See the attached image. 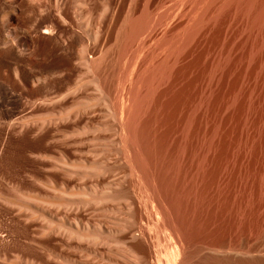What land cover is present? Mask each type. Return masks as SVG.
<instances>
[{
	"label": "rangeland",
	"instance_id": "374dc122",
	"mask_svg": "<svg viewBox=\"0 0 264 264\" xmlns=\"http://www.w3.org/2000/svg\"><path fill=\"white\" fill-rule=\"evenodd\" d=\"M94 2L93 13H95L93 15L95 16H93L91 29L101 38V41L97 37L96 41L98 40L99 44L95 42L93 54H96L97 51L99 57L105 56L103 53L107 50V63L104 61L105 57L100 59L99 63L101 65L103 62L102 66L104 64L105 66L99 67L100 65L97 64L99 57L96 54L98 59L93 56V59L96 60L93 62L96 65L93 63L95 68L92 66L93 70L91 69L90 74H85L80 66L74 73L68 75L65 73V67L54 69L50 73H35L29 80L27 90L23 92L25 95L21 96L24 100L20 98L18 104L20 107L18 112L16 111L17 116L20 113L25 116L29 111L33 112L46 106L62 107L69 112L86 109L84 115L80 116V120L76 121L79 123L75 126L76 128L68 126L69 128L63 127V130H60L62 127L55 129L56 127L49 126L36 129L31 124L33 119L26 122L24 128H20L18 125L13 128L8 123L0 122V264H115V256L107 251V248L113 251L110 243L109 248L108 243L94 245L85 242L86 245L82 241H66L65 236L50 229L56 225H63L66 229L84 231V234L93 237L100 235H102L101 238L117 237L116 228L118 229L126 218L125 216L129 215V212L127 214V210H125L129 199L118 198L119 200H116L114 198L109 200L107 196L112 192L120 191L121 194L124 192V195L129 193L128 190L130 193L134 190L133 192L137 195L133 193L131 197L134 198L135 204L141 205L145 203L147 196L145 189H148V198H150L149 203L146 201L145 204L149 206L152 202L151 205H153L149 208L146 206L150 210L149 218L150 216L154 218L153 214L156 212V216L159 217H155L156 222L161 221L156 223L155 220L152 222V219L151 223L153 224H149L147 227L148 233H151L147 234L146 231L144 233L147 238L143 234L140 235L136 229H133L134 233L131 231L130 234H126L127 236L125 235L126 238H124L127 243L131 245L133 243L136 248L142 245L144 249L141 248V251L143 250L145 253L147 250L145 253L147 255L151 250V261H154V258L156 259L158 256V260L163 262V251L164 255L166 253L165 247L167 249L171 245L177 249L178 244L183 243L180 244L183 253L178 250L180 247L176 250L178 253L180 252V255L175 257L177 264H264V1L261 0L263 4L259 8L262 11V18L258 22H254L250 14L244 15L245 11L242 12V10L235 9L233 11L231 9L232 11H230L229 8H225L227 10H215V12L213 10L214 13H212L210 9L203 26L201 25L200 29L195 30L189 46L178 57L179 59H176L177 62L172 64V69L158 84L157 90H154L152 99L148 100L146 106L137 116L139 120L135 119L132 122L129 132L123 130V133L120 132L121 134L117 130L121 131L122 128L117 123L119 119V122L121 120L125 122L122 119L124 116L122 118L120 116L123 115L124 107H127V104L124 105V102L121 101H129V99L125 94L123 100L120 101V96L125 93L124 90L128 85L131 86V82L127 81V76H130L128 75L130 70L127 68L129 65V69L135 68L130 71V74L142 72L143 67L142 69L141 67L137 68L140 64L139 56L142 57L145 53L137 52V56L133 59L135 63L132 61L133 65L127 61L124 62V57L118 59V56H121L119 55L120 45L126 27L122 30L119 28L122 32L120 33L118 26L123 20L129 22L138 18L139 12L147 2V7L152 8H149L150 11L156 10L158 13L160 9L159 13L161 14L158 13L161 16L158 21V26L161 25V28L158 27L160 31L165 29V22L168 21L166 24H170L169 19L173 16H176L174 20L170 19L173 24H170V29L167 25L166 30L176 31V28L185 20L184 4L182 5L184 0H174V2L172 0H95ZM168 3L172 5L171 8ZM103 5L107 7L105 13ZM161 10L164 12L163 14ZM156 12L153 11L158 20L159 15L157 16ZM131 15L133 19L129 18ZM105 17L107 18L105 19ZM100 20H104L103 23L107 24L103 25V29ZM98 25L104 35L98 29ZM252 25L254 26L252 27ZM96 26L97 28H95ZM23 27L22 24L20 28ZM93 29L98 30V33L103 37L106 36L104 37L106 39L103 40L102 36ZM118 31L119 34H117ZM110 36L112 37L111 41ZM102 42L106 45L104 46ZM115 43H118V48L113 45ZM96 44L103 46L99 47ZM107 44L112 45L111 48L109 47L110 50ZM148 45H150L149 48L155 49L152 47L154 46L152 41ZM102 47L108 49L104 48V52L101 53ZM111 51L114 55L111 54ZM39 54L28 56L31 64L41 62L43 57ZM75 55L77 62H80L77 52ZM111 55L112 57L116 55V57L113 59ZM147 56L144 55L141 58L143 60H140V62L145 61L143 62L145 66L152 64L151 59L147 61L150 58ZM120 58L123 59L122 63ZM114 60L116 63L118 61V65ZM111 63L115 65L116 69H112ZM108 64L112 68L107 69ZM97 65L101 70L96 68ZM117 66L124 67H121L124 70L122 71L120 68V71ZM131 66L134 67L131 68ZM125 67L127 68L125 69ZM95 69L102 72L99 74V71L97 73L95 71L94 73L97 75L92 74ZM107 72L110 75L113 73L116 79L117 72L118 77L124 74L127 83L124 82V77L120 78L122 81L124 79L123 82L115 81L113 74L111 79H107L110 78L109 74H107L108 77L105 76ZM126 73L128 74L126 75ZM85 75H89L91 78ZM0 76V81L9 82L4 75ZM104 76L107 80L104 79ZM62 77L63 80L60 79ZM99 77L101 78L97 79ZM45 78L53 87L47 91L41 85ZM89 79H96V83L101 79L104 83L105 80L107 83L105 89L101 81L102 87H98L100 85L95 82L92 84V80L88 83ZM108 80L110 85H108ZM112 80L115 81L113 84L117 82L116 84L119 83L120 87L124 89L121 90L118 84L120 89L116 86L118 89L114 91L115 86L112 84ZM3 82L0 83L5 84ZM107 85L109 92H107ZM14 87L17 88V85ZM100 88L101 91H98ZM102 89L106 90L105 93ZM110 92H116L117 96ZM81 93V96L87 97L86 104L80 103L83 99L79 96ZM109 93L116 102H109L111 99ZM105 94L107 97H103ZM97 97H101L102 100H98ZM93 98H96L99 103ZM106 103L112 105L118 103L117 106L121 104L123 108L119 107L122 108L120 109L122 113L118 111L119 108L117 109L116 105L112 106L116 107L113 110L111 104L106 106L108 105ZM72 107L73 109H71ZM114 112H120L121 115H115L117 113ZM134 129L136 130L134 131ZM126 135L132 137L131 142H126L130 143L131 149L134 145L133 142L136 141L138 149L135 148L136 145H134V149L138 151L130 149L131 152L133 154L139 152V157L142 158L139 159L143 164L138 160V156L134 155L136 162L137 160L140 162H137L140 164V168H143L141 169L143 184L139 179L141 175L130 173L127 165V168L124 166L127 174L122 173L124 170L118 168L119 166L116 167L119 154L127 153V151L123 153L122 150V145L125 146L126 139L124 137L126 138ZM114 137L115 140H113ZM130 139L128 137V140ZM117 140L120 141L119 145H117L119 141L116 143ZM129 154L130 151L127 155L129 156ZM60 156L70 164L68 165L71 167V174L66 175L56 167V169L51 167L53 161L60 160ZM79 166L80 169L82 166L85 171L79 170ZM92 167H96L95 169L105 167L107 174L96 175L95 169L92 170ZM107 167L110 171L107 170ZM140 187L142 188L140 189ZM65 193L75 201L85 202L84 200L87 201V198L92 200L93 197L97 199L101 197V200L94 204L90 202L91 204L81 207L82 209H64L61 207L62 205L58 204L62 202H60L61 198L66 196ZM91 193L92 195H90ZM140 193L146 196L142 195L143 197H141ZM57 199H60L59 203H57ZM90 200L88 199V201ZM54 202L57 205L53 204ZM22 204H26V206H21ZM49 221L52 225L48 226ZM161 222H167L169 225L166 224L171 226L170 230L166 228L167 225L165 226L167 230L165 233L173 235L178 232L176 237L173 235L178 244L177 241H172L174 244L171 242L173 236L171 238L163 233L164 224H160ZM154 224L162 225L163 229L159 226L160 230H156ZM44 226L48 227L42 231L41 228H45ZM172 230L175 232L170 234L169 231ZM128 235L139 236V238L137 240H135L136 238L129 239ZM168 240H170L169 243ZM76 241L77 243H75ZM171 247H168V252ZM154 249L158 250L157 255H154L156 254ZM172 250L173 248L170 251L171 254ZM178 256L180 261L177 260Z\"/></svg>",
	"mask_w": 264,
	"mask_h": 264
},
{
	"label": "bare ground",
	"instance_id": "6f19581e",
	"mask_svg": "<svg viewBox=\"0 0 264 264\" xmlns=\"http://www.w3.org/2000/svg\"><path fill=\"white\" fill-rule=\"evenodd\" d=\"M94 1L95 0H0V75H2V76L4 75L5 78L9 81L7 83H6V80L5 81L3 80L4 82L0 81V82L5 83V84L0 83V122L1 123H6V124L8 123L10 126H13V128L15 125H18L20 128H24L26 125L25 123L30 122L29 120L33 119L31 121L32 122L31 124L36 129H43V128H47L49 126L56 127L55 129H57L58 127H62V129H60V130H63V127L69 128V127L73 126V129L76 128L75 126H77V124H79L76 121L80 118V116L83 113L86 112L85 111L86 105L83 106L85 110L76 109V110L70 111V112L66 111V109H64L62 107L46 106V107H42L36 111H33V109H32L33 112L29 111L30 113L28 112V114L25 116L20 115L21 114L20 113V114H18L20 117L17 116L16 111L18 112V108L20 107V105L18 106V104L20 103L19 102L20 98H21V96L25 95V94L23 95V92L25 90H27L28 82H29V80L32 79V77L35 75V73H50L54 69L56 70L57 68L65 67V69H66L65 73L68 75L70 73L71 74L74 73V71L78 68V66H80V68L83 70V72L85 74H90L92 66L95 68L94 65H96V64L93 62V60H95V59H93V56L96 57L97 51H96V54H93L95 52L94 51V48H95L94 45H95V42H98V40L96 41L97 37H98V39L100 37L97 34H95L91 29L93 27V26H91L93 19H94L93 16H95V15H93L95 13V12L93 13V11L95 9V6H94L95 2ZM172 1L174 2V0H172ZM263 1L264 0H262V2ZM146 4H147V2H146ZM146 4L144 5V7L139 12L140 15L137 14L138 18H136L134 20H130L129 22L123 20V22L118 26V30H119V28H121V30H122V28H124L126 26L125 27V33H124V36L122 37V40L120 38L121 45H120V54L119 55H121V56H118V59H119V57H121V58L124 57V60L122 59L124 62L127 61L131 64L132 61H134V63H135V60H133V59H135V57L137 56V52H140V53L144 52L145 53V54L143 53L144 55H148L147 58L150 57L148 59L146 58L147 61L149 59L152 60L151 61L152 64L150 63L151 65L148 63L149 66H145L143 64V62H145V61L140 62V60H143L141 58H143L144 55L142 54L143 55L142 57L139 56V63L140 64L138 63L139 67L137 69H140V67L142 69V67H143V70L140 73L133 71L135 73L131 72L132 74H130V71L134 70L135 68L129 69L130 65H129V68L125 67V69L127 68V70H130V71H128L129 74L126 73V75L127 74L130 75V76H127L129 78V80L127 78V81L131 82V86H129V85L127 87L125 86L126 87L124 90L125 93L120 96L121 97L120 101L123 100L122 98L125 94H126V97L130 101V103H128L129 101L126 99L125 100L128 102L121 101L122 103L124 102L123 103L124 105L127 104V107L129 105L128 108L124 107V109L122 110L123 115L120 114V112H121L120 109L123 108L122 105L119 104V106H121L122 108L117 106V104L120 103L119 101H117L118 102L117 104L114 103L113 105L111 103H109V104L106 103V104H108L106 106H109L111 104V107L116 105L117 109L119 108L118 111H120V112L119 113L114 112V113H117L115 115L120 114L121 115V116L119 115L120 118H122V116H124L122 119H124L125 122H122L123 120H121V122H119L120 119L118 120V118L115 116L118 120V123H120V124L117 123V125H120L119 127L122 128L121 131L117 130L118 133H120V132L123 133V130H125L126 132H129V127L132 124V122L135 119L139 120V118L137 116L141 113L144 106H146L148 100L152 99L151 96L155 92L154 90L155 89L157 90L156 87H158V84L161 81H163V79L167 75V72L170 69H172L171 68L173 66L172 64L184 52V50L189 46L195 30H198V28L201 27V25L203 26V22H205V18H206L207 13L210 9L212 10V13H214L215 10H222V9L227 10L225 8H229L230 11H232V10L235 11V9L242 10V12L245 11L244 15L250 14V17L252 16V20L254 22H258L262 18V14H261L262 11L260 10L259 7H262L261 4H263V3H261V0H184L182 5L184 4V9H183L184 12L183 13L185 14V20L178 28H176V31H173V32L166 30V26L168 25V29H170L169 28V26H171L170 24H173V23H171L170 19L174 20V17H176V16H173V18L170 17V19H169L170 24H166L168 22L166 20L167 22H165V24H164V26L166 25L165 29L162 27L163 29H161V31H160V29L158 28L161 26V25L158 26V23H159L158 21L160 20V17H161L159 15V14H161V13H159L160 9H159V11L157 10L159 14L156 12V10H153L157 13V16L159 15V17H158L159 19L157 20L156 16H155L156 14L153 13V11H150L149 10L150 7L148 8ZM168 4L171 8L172 5L170 3H168ZM178 5H180L179 2H178ZM174 7H176V6H174ZM181 8H182V6H181ZM150 9H152V8H150ZM103 10H104V13L107 10V7L104 5H103ZM213 10H214V12H213ZM172 11H174V10H172ZM166 12H167V10H166ZM176 12H178V11H176ZM217 12H219V11H217ZM163 13L164 12L162 11V14ZM210 14H211V11H210ZM107 15H108V13H107ZM212 15H214V14H212ZM133 16H136V15H133ZM131 17H132V15H131ZM131 17L129 16L130 19H133V17L132 18ZM164 17H165V15H164ZM106 18L107 17H105V19ZM180 18H182V17H180ZM164 19H166V18H164ZM104 20H100L101 21L100 23H102V25H101L102 29L104 28L103 25L104 26L107 25V24L105 25V22L103 23ZM94 22H95V20H94ZM108 23H109V21H108ZM163 23H164V21H163ZM22 24L24 25V27L20 28V26ZM95 24H96V22H95ZM253 26L254 25H252V27ZM99 27L100 26L98 25V29H99ZM95 28H97V26ZM121 30H119L120 33H122ZM96 31H95L96 33L99 32L98 30H96ZM101 31L102 30H100V32ZM104 31H105V29H104ZM119 31L117 32V34H119ZM102 34L104 35V32ZM115 34H116V32H115ZM103 35H100V36H102L103 40H105L106 38L104 39V37H106V36L103 37ZM121 35H120V37H121ZM115 36H119V35H115ZM108 37H107V40H108ZM111 39H112V37L110 36V41H111ZM118 40H119V38H118ZM100 41H101V38H100ZM151 41L154 44V46H152V47H155V49L148 47V46H150L148 44H150ZM116 42H117V39H116ZM111 43H113V42H111ZM98 44H99V42H98ZM98 44H96V45L99 46ZM102 44H104V46L106 45L103 42H102ZM102 44L99 47L103 46ZM113 45H115L117 47L118 43H115ZM110 46H112V45H110ZM110 46L108 45L107 47L109 48ZM77 47H80V49H77ZM102 48H101V50H102ZM104 48H103V51L101 53H103L105 49H108V48H105V49ZM110 48H109V50H110ZM158 49H159V51H157ZM113 51L115 52V50H113ZM75 52L78 53V55L80 57V62H77ZM37 53L38 54L40 53L39 55H41L43 57V59L41 60V62L39 64H35L36 62L34 64H31L30 63L31 61L28 60V56L29 55H36ZM106 53H108L107 50L105 53H103V55L105 54V56H100V57L97 54V56L99 57V59L96 57L99 61L97 64H99L100 61L102 60V58H104V57H105L104 61H106ZM111 54H112V51H111ZM108 55H110V54H108ZM112 55H114V54H112ZM112 55H111V57H112ZM116 55H117V53H116ZM116 55H115V57H116ZM38 58H40V57H38ZM121 58H120V60H121ZM122 60H121V63L123 62ZM109 62H112V61H109ZM114 62H115V60H114ZM127 62H126V64H127ZM137 62H138V60H137ZM93 63H94V65H93ZM105 63H107V61ZM102 64H103V62H102ZM102 64L101 65L99 64L100 68L105 66V64H104V66H102ZM116 64L118 65V61ZM109 65L110 64H108V66ZM112 65H113V68L111 66H109V67L106 66L107 69L110 67L112 69H114L115 65L114 64H112ZM132 65H133V63H132ZM97 67H98V65L96 66V68ZM99 67H98V69L101 70ZM133 67L134 66H131V68H133ZM117 68L121 71V69L124 67H122L120 69L117 66ZM103 70H104V68H103ZM119 70H118V72H120ZM123 70L124 69H122V71ZM95 71H96V69L93 71V73L92 72L91 73L95 74L98 72V71H96V72ZM139 71H141V70H139ZM83 72H81V73H83ZM101 72L99 71L98 73L100 74ZM108 72L106 73L105 76H107V74H109ZM118 72L116 73L117 79L114 77V74L111 73V75L113 74L112 76L115 78V81H117V80H118V82L122 81L121 77H124L125 81H124V79H123V81L127 83L125 75L122 74L121 77L120 76L118 77ZM95 75H97V74H95ZM111 75H110V78H107V79H111ZM105 76H104V79H106ZM86 77H89V75ZM0 78H1V76H0ZM5 78H3V79H5ZM89 78H91V77H89ZM100 78L101 77H99L97 79H100ZM114 78H113V80H114ZM118 78L119 79L121 78V79L119 80ZM60 79L63 80V77ZM84 80L85 79L83 77V81ZM90 80H92V79H89L88 83L90 82ZM95 80L93 79L91 81L92 84L94 82L96 83ZM101 80H98L99 82H97L99 85H100ZM113 80H112V84L115 82V81L113 82ZM166 80H167V78H166ZM166 80H165V82H166ZM59 82L61 83L60 80H59ZM122 82H120V83H122ZM88 83H84V84H88ZM101 83H103V82L101 81ZM57 84H58V82H57ZM103 84H104L103 88L105 89V85L107 84V83H105V80H104ZM115 84H113L115 86V89H113L114 91L120 87L119 83H118L119 87H118V84H116V85ZM13 85L14 86L17 85V88H15ZM41 85L44 86V88H46L45 89L46 91H47V89L49 90V89L53 88V87H51L50 82L47 78H45V80H42ZM108 85H110V81H109ZM113 85H112V87H114ZM116 86L118 88H116ZM58 87H59V85H58ZM98 87H102V86L100 85ZM122 87H124V86H122ZM87 88H89V86H87ZM96 89H95V91H96ZM123 89L121 88V90H123ZM83 91H84V89H83ZM98 91H101V88L98 89ZM105 91L103 93H105ZM124 91H122V92H124ZM80 92H81V89H80ZM102 92H101V95H102ZM107 92H109V86L107 87ZM117 92H118V90H117ZM38 93H40V92H38ZM110 93L113 94L114 92H110ZM110 93H109V96H110ZM119 93L121 94V92H119ZM81 95H82V93L79 96H80V98L82 97L83 99L81 98L82 100L80 101V103L83 102L82 104H86L87 97H83ZM114 96H117V95L115 94ZM103 97H107V94L103 95ZM110 97L112 99V96H110ZM114 98L117 99V97H114ZM71 99H73V98H71ZM93 99L96 100V98H93ZM99 99L102 100L101 97L98 98V100ZM111 99L109 100V102L110 101L116 102V100H113V99L111 100ZM23 100H24V98H23ZM104 100H106V99H104ZM104 100H103V102H105ZM54 102H56V101H54ZM96 102L99 103V101H97V100H96ZM46 103H48V102H46ZM21 104H23V103H21ZM48 105H49V103H48ZM73 107L71 109H73ZM116 107H114V108L112 107V109L114 110ZM24 108L26 109V107H24ZM87 108H88V106H87ZM29 109H31V108H29ZM109 110L110 109L108 107V112H109ZM25 111H27V110H25ZM110 116H111V114L109 115V117ZM116 127H118V126H116ZM135 130L136 129H134V131ZM113 131H114V129H113ZM116 134H117V132H116ZM120 134H118V136H120ZM128 137L131 139L128 140ZM134 138H135V136H134ZM124 139H126V141L124 142L125 146L122 145L123 153H124V151H127V153L130 151V154L128 156L127 153H124L125 155L120 153L118 158H117V164L118 165L116 164L117 165L116 167L119 166L118 168H121V170H124V166H125V168H127L126 167V165H127L129 167L130 173L133 172L134 174L138 173L141 175V177L139 178L140 182H141V180L143 179V174L141 172V169H143V168L142 167L140 168L139 163L141 162L140 159H142V158H140L141 156L139 157V155H140L139 152H138V154H136V153L133 154V152H131V150L134 149V145H136L135 144L136 141L133 142L134 145H133V148L131 149L132 146L129 147L130 143L127 144L126 142L127 141L131 142L132 137H130V135H126V138L124 137ZM113 140H115V137ZM118 141L119 140H117L116 143ZM113 142L115 143V141H113ZM119 143H120V141L118 142L117 145H119ZM126 145H128V146H126ZM120 147H121V145H120ZM135 148L138 149L137 145ZM136 149H134V150H136ZM134 150H132V151H134ZM137 151L138 150H136L135 152H137ZM61 153H63V152H61ZM134 155L138 156V160H140V162L138 160H137V162H139V163L136 162ZM60 157H61L60 160L53 161V165L51 164V167L52 166L54 168L56 167L57 169L61 170L62 173L66 174V175L71 174L72 170H71V167L69 166L70 164L65 162L66 159L64 161V157H62V156H60ZM106 160H108V159H106ZM111 161H109V162H111ZM114 163H116V162L114 161ZM141 164H143V163L141 162ZM105 167H102L101 169H95L96 167L95 168L92 167L91 169L92 170L95 169V171H94L95 174L99 175V174L106 173ZM75 168H73V169H75ZM78 168H79V170H81L82 166H81V169H80V166ZM91 169H89V170H91ZM82 170L85 171V169H82ZM107 170H109L108 167H107ZM114 170L116 172V169H114ZM122 173H125V170ZM130 173L128 172V174H130ZM125 174H127V173H125ZM125 174H124V177H125ZM122 176H123V174H122ZM116 177H118V176L116 175ZM129 177H130V175H129ZM119 179L121 180V178H119ZM137 179H138V175H137ZM139 179H138V181H139ZM115 180H117V179H115ZM120 180H119V182H120ZM133 181H135V180L133 179ZM114 183H115V181L113 182V184ZM143 183L144 182L142 180V184ZM138 184H139V182H138ZM129 185H127V186H129ZM135 185H134V187H135ZM139 185L142 186L141 183ZM143 187H144V185H143ZM141 188L142 187H140V189ZM131 190H133V188H131ZM145 190H146L145 192H147V194H146L147 196L143 193L142 194L140 193V194H141V197H143L142 195H145L146 196L145 203H146V201L149 203L148 200L150 198H148L149 197V194L147 191L148 189H145ZM133 191H132V193H130V191L128 190L129 193H127V194L125 193L124 195H123L124 192H122V194L120 193V191L118 193L112 192V193H110V195L107 196L109 198V200L114 199V198H116V200H119L121 198L129 199L128 202L125 201V202H127L125 210H127L126 213L129 212V215L125 216L126 218L119 225V228L118 229L116 228L115 232L118 234L117 237H115V236H112L111 238H108V237L103 238L102 237L103 238L102 239L101 238L102 235H100L99 237L89 236L88 234H84V231L83 232L81 231L82 232L81 233L78 230H76V231L70 230L71 228L66 229V228H64L63 225H56L54 228L50 227L51 228L50 230H52L53 232L59 233V235L61 234V235L65 236L66 241L77 240L79 242L82 241L83 243L87 242V243H92L94 245H98V244L106 245L108 243V246L111 244L110 246L113 248L111 250H113V251L108 250V248H107V251H109L108 252L109 254L112 253V255L115 256V258H114L116 260L115 264H175L176 263L175 257H177V255H180V252L183 253V251H181V247H180V244H183V243H180V241H179L180 244H178V241L175 238L178 232L176 234L173 233V235H175V237L173 235H169L168 232L165 233V231H167L166 228L169 230L171 228V226H168L169 224L167 222L166 223L168 225L166 223H163V222L160 223V224H162V223L164 224L163 225L164 229H163L162 225H160V224L159 225L154 224V228L156 230H160L159 226H161L162 227L161 229L164 230L163 233H165V235L167 234L170 237L173 236V240L171 239L172 237L171 238L167 237V238L171 239V242L177 241V244L180 247V248L177 247V249L179 248L178 250H180V252L178 253L176 251L177 249H175L174 246L171 247V245L167 244L171 247V249L173 248V250H172L173 253L171 254V252H170L171 249L169 251L170 253L167 251L169 246L167 247V249L165 247V251L167 254L165 253V255H164V251H163V258H164L163 262L158 260L159 259L158 256H156L157 257L156 259L154 258V261H151L150 260V258H151L150 256L152 255V254H150L151 250L149 253L150 255L145 254L147 250L145 251V253L143 252V250L141 251V248H143L142 245L139 246V243H141V242L138 243L139 247L137 246L140 250L138 248H136L135 245H133V243L131 245L130 243L126 242L125 235L130 234L131 231H133V229L134 230L136 229L140 233V235L143 234L144 237L146 236V234H144L145 231L147 232V234H150L151 232L149 231L150 233H148L147 227L149 224H151V225L153 224V223H151L152 219H153L152 222H154V220L156 222L155 217H158L155 214L156 212L154 213V211L152 210L153 208L151 207L152 208L151 211H153V213H154L153 215H155V217L152 218L150 216V218H149V215H151V214L148 213L150 211V210H148V208H149V206H153V205H151L152 202L150 203L149 206H147V204H145V203H142L141 205L139 203L138 204L134 203L135 200L133 197H131V194L134 193ZM135 192H136V190H135ZM143 192H144V190H143ZM65 195L68 196L66 193H65ZM90 195H92V193ZM135 195H137V193ZM59 196H61V195L59 194ZM66 196L62 197L61 200L59 199L60 202L61 201L62 202L60 204H58L60 206L62 205L61 207H63L64 209H72V208L73 209L74 208L79 209L81 207H85V206L91 204L90 202H92V204H94V203H97L101 200V197H100V199L98 198L99 200L96 197H93L92 200H90V198H87V201L83 199L85 201V202H83L82 200L81 201H77V200L75 201L74 199L69 198L70 195L68 197H66ZM131 198H133V199H131ZM139 198H140V196H139ZM88 199L90 201H88ZM59 200L57 199V203H59L58 202ZM132 200H134V201H132ZM140 200H141V198H140ZM27 201H29V200L27 199ZM142 202H144V201H142ZM55 203L56 202H54L53 204H55ZM57 203L55 205H57ZM140 203H141V201H140ZM18 205H20V204H18ZM21 206H26V204H24V205L22 204ZM60 206H58V207H60ZM27 212H28V210H27ZM68 212H70V211H68ZM30 214L32 215V213H30ZM159 221H161V220H159ZM159 221L156 223H159ZM49 225H52L50 223V221H49L48 226ZM166 225H167V227L165 228ZM47 227L41 228V230L44 231L45 229H47ZM172 232H175V231L174 230H172L171 232L169 231L170 234H172ZM85 233H87V232H85ZM133 233H134V231H133ZM159 234H160V232H159ZM128 236H130L129 239L136 238L135 240H137V238H139V236L138 237H136V236L132 237L133 235H128ZM149 237H150V235H149ZM146 238H147V236H146ZM77 241L75 243H77ZM169 241L170 240H168V243H169ZM77 246L79 247V243L77 244ZM110 246H109V248H110ZM154 247H156V245H154ZM174 249H175V251H174ZM182 250H183V247H182ZM81 251H82V249H81ZM157 251L155 250L156 254H154L153 251L152 252L154 255H157ZM168 253L171 255H169ZM179 258L180 257L178 256L177 260H179ZM160 260H161V258H160Z\"/></svg>",
	"mask_w": 264,
	"mask_h": 264
}]
</instances>
